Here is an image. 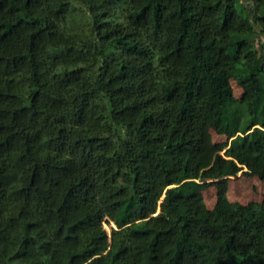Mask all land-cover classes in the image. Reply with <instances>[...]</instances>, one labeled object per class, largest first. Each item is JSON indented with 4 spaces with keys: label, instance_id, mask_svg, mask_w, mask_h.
Instances as JSON below:
<instances>
[{
    "label": "trees",
    "instance_id": "1",
    "mask_svg": "<svg viewBox=\"0 0 264 264\" xmlns=\"http://www.w3.org/2000/svg\"><path fill=\"white\" fill-rule=\"evenodd\" d=\"M239 174L264 182V0H0V264H264Z\"/></svg>",
    "mask_w": 264,
    "mask_h": 264
},
{
    "label": "rangeland",
    "instance_id": "2",
    "mask_svg": "<svg viewBox=\"0 0 264 264\" xmlns=\"http://www.w3.org/2000/svg\"><path fill=\"white\" fill-rule=\"evenodd\" d=\"M62 27L66 34L75 39H86L89 36L90 21L86 16L85 11L80 8L69 13L62 22ZM231 88L235 98H239L242 90L238 85L231 81ZM210 140L214 145H219L225 142V138L210 132ZM264 194V182L256 178H248L239 174L237 177L231 178L228 182L227 197L230 202H237L242 205L248 203H258L262 200ZM204 204L208 209H212L216 202L215 189L209 188L202 192ZM159 212V208L157 210ZM103 227L107 232L108 237L111 236L113 224L104 222Z\"/></svg>",
    "mask_w": 264,
    "mask_h": 264
}]
</instances>
